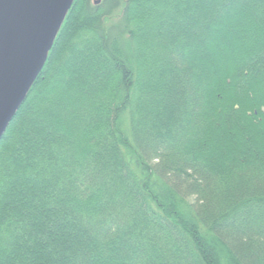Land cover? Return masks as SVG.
<instances>
[{
    "label": "trees",
    "instance_id": "trees-1",
    "mask_svg": "<svg viewBox=\"0 0 264 264\" xmlns=\"http://www.w3.org/2000/svg\"><path fill=\"white\" fill-rule=\"evenodd\" d=\"M0 264H264V0H75L0 141Z\"/></svg>",
    "mask_w": 264,
    "mask_h": 264
},
{
    "label": "water",
    "instance_id": "water-1",
    "mask_svg": "<svg viewBox=\"0 0 264 264\" xmlns=\"http://www.w3.org/2000/svg\"><path fill=\"white\" fill-rule=\"evenodd\" d=\"M74 2L0 0V141L43 72Z\"/></svg>",
    "mask_w": 264,
    "mask_h": 264
},
{
    "label": "rangeland",
    "instance_id": "rangeland-1",
    "mask_svg": "<svg viewBox=\"0 0 264 264\" xmlns=\"http://www.w3.org/2000/svg\"><path fill=\"white\" fill-rule=\"evenodd\" d=\"M93 1H94L95 4H97V2L99 1L98 4H100L102 0H93ZM98 4H97V5H98Z\"/></svg>",
    "mask_w": 264,
    "mask_h": 264
}]
</instances>
